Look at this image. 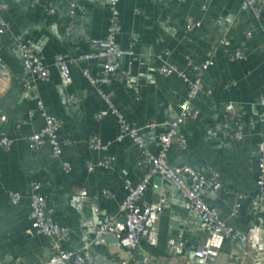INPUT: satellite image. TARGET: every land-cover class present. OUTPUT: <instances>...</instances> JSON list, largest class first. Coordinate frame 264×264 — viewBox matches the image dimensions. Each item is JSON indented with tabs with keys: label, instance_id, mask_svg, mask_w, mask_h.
I'll return each mask as SVG.
<instances>
[{
	"label": "crops",
	"instance_id": "obj_1",
	"mask_svg": "<svg viewBox=\"0 0 264 264\" xmlns=\"http://www.w3.org/2000/svg\"><path fill=\"white\" fill-rule=\"evenodd\" d=\"M72 1L69 7L64 0H0V18L5 22L0 31V112L6 116L0 121V132L11 139L7 148L0 147V264H30L43 260L52 250L51 238L27 231L31 182H39L52 219L68 228V238L58 241L68 247L86 239L103 214H115L118 220V205L125 193L120 168L127 169L131 184L141 174L135 165V144L128 137L112 140L116 116L108 110L94 116L108 106L80 71L86 65L92 75L101 74L102 48L90 46L89 40L104 36L107 4L105 0ZM201 1L118 0L120 28L115 44L126 47L130 34L136 39L129 54L112 57L114 72L108 82L98 85L121 116L138 128L148 149L155 151L158 135L176 116L186 91L180 76L159 74L155 66L169 62L191 77V64L211 60L191 101L197 114L179 125L185 146H170L166 161L204 175L211 170L219 173L220 187L201 197L224 223L241 230L245 240L237 248L219 237L211 244L207 261L247 264L255 254H264V207L253 196L257 142L264 135V52L259 46L264 12L255 15L250 9H241L240 0H207L204 8ZM186 17L197 22L190 31L184 29ZM68 24L71 30L65 33ZM20 44L36 51L48 68L46 79L23 69ZM234 47L242 50V58H229ZM89 50L98 55L68 64L65 75L52 63L55 54L70 57ZM20 77L27 80V88ZM70 93L77 99L67 101ZM227 102L232 108L225 111ZM40 111L61 117L57 137L68 143L62 144L57 155L47 144L37 151L27 148L26 136L43 124ZM148 122L153 125L147 126ZM233 123L241 127L238 140L231 135ZM91 133L101 141L110 140L104 150L87 145ZM105 153L114 156L110 167L86 169V160L95 163ZM63 161L68 169L62 167ZM181 176L189 180L187 172ZM161 187L166 199L155 221V244L141 239L135 247H119L104 233L90 244L92 264H112V260L141 264L143 254L157 264L200 263L193 248L206 233L198 226L196 214L182 207L179 190L168 179L153 174L139 201L154 199ZM10 190L21 194L15 204L8 200ZM235 202L239 206L232 212ZM177 230L182 231L184 243L179 253H172L167 238ZM122 232L121 227L118 233Z\"/></svg>",
	"mask_w": 264,
	"mask_h": 264
},
{
	"label": "built area",
	"instance_id": "obj_2",
	"mask_svg": "<svg viewBox=\"0 0 264 264\" xmlns=\"http://www.w3.org/2000/svg\"><path fill=\"white\" fill-rule=\"evenodd\" d=\"M36 0H32L35 2ZM69 7H72V0H64ZM207 0H202L200 7L204 8ZM108 7L107 27L103 37H92L89 44L92 47L100 46L104 56L101 64V74L92 75L86 65L80 67V71L87 79L89 84L94 87L100 97L107 103V109L94 113L95 117H100L105 112H110L116 116L117 130L113 136L114 141H120L124 137H128L136 146L138 158L135 165L141 168L139 179L131 184L126 176L127 169L120 168L122 176V187L125 191L123 198L118 205V216L122 218L123 232L116 239L119 247L132 248L144 239L149 245H154L157 239V231L155 221L161 211L162 205L166 199L165 189L161 187L154 199L141 200L140 196L147 187L153 174L168 179L180 192L182 196V207L185 210L196 214L198 218V226L206 233L204 240L194 246V252L201 257L198 264H211L207 261L209 257V249L212 244L213 236L219 235L227 238V240L236 246H240L245 240L244 233L238 228H234L221 220L213 206L206 203L201 195L209 190H216L220 187V176L216 170H211L207 175L193 170L186 165H169L166 161V151L170 146L183 148L185 146V138L179 131V125L186 119L192 118L197 114V109L192 108L191 101L200 89V79L207 67L211 64V60L206 58L198 63L191 64L192 75L186 76L184 72L179 70L174 64L162 62L155 66L156 72L167 75L175 73L180 76L186 83V91L179 103L176 116L167 122L166 129L158 135V146L155 151H150L144 143L138 128L128 123L119 113L117 108L111 103L107 94L99 87V83L109 81L111 74L114 72L112 57L122 54H129L135 42V35L130 34L126 47H119L115 44V36L120 28L118 0H105ZM239 7L241 9H250L255 15L264 12V0H240ZM52 8H49L51 11ZM70 12V10H69ZM197 22L192 18L186 17L185 30L190 31ZM5 22L0 18V31ZM71 25L68 24L64 28V32L68 33ZM249 32H246L248 34ZM259 46L264 52V35L262 36ZM20 59L23 69L26 72L34 74L38 79L44 80L48 77V68L41 61L36 51L27 45L20 44ZM98 54L94 50L82 52L76 56L63 57L61 54H55L52 63L65 75L68 70V64L77 61H86L96 57ZM231 59H240L243 52L239 47H234L228 54ZM23 88L28 87L25 78L20 77ZM67 101H74L77 97L70 93L67 95ZM260 101L263 99L260 97ZM40 101H37V108L40 110ZM232 108V104L227 102L224 110L228 111ZM43 116V124L35 131L26 136V145L29 151H37L43 145L47 144L54 154H59L63 143H68V139L63 141L57 137L58 129L61 125V117L55 114H46L40 111ZM5 114L0 112V121L5 120ZM147 126L153 125L152 122L146 123ZM217 126V124L215 123ZM231 135L234 140L241 137V127L238 123L231 125ZM11 139L0 132V147L7 148ZM87 145L94 150H104L110 140L101 141L100 138L91 133L86 138ZM258 158L256 163V176L254 199L258 204L264 207V135L257 142ZM114 161V156L105 153L95 163L86 160L85 165L88 171L92 170L95 165L110 167ZM64 169L69 168V164L62 162ZM188 173L189 180L184 181L181 174ZM8 200L11 204H15L21 197L17 190L8 192ZM29 210L28 232L41 233L52 239V250L46 258L30 264H92V254L90 252V244L95 238L106 233V229L111 227L117 220L115 214H103L98 223L92 226L89 236L81 240L77 244L68 247H62L58 241L68 238V228L55 222L51 217V207L47 204L44 195L39 190V182L30 183V192L28 196ZM239 202H235L232 212L237 211ZM259 221L263 218L258 216ZM112 231V230H111ZM110 231V232H111ZM114 235V234H113ZM184 243L182 231L177 230L175 234L167 238L168 250L172 253H179ZM244 251V250H243ZM262 253H257L247 264H263ZM112 264H118L112 260ZM141 264H157L149 260L147 255H142Z\"/></svg>",
	"mask_w": 264,
	"mask_h": 264
},
{
	"label": "water",
	"instance_id": "obj_3",
	"mask_svg": "<svg viewBox=\"0 0 264 264\" xmlns=\"http://www.w3.org/2000/svg\"><path fill=\"white\" fill-rule=\"evenodd\" d=\"M122 227V218L121 217H119L118 218V220H117V225H116V232H115V234L114 235H111L109 232L112 230L111 229V227H109V228H107L106 229V236L107 237H109V239H110V241H116V239H117V237L119 236V229ZM219 237H221V236H219V235H215V236H213V240H212V243L217 239L218 240V238ZM212 249H209V253H210V251H211Z\"/></svg>",
	"mask_w": 264,
	"mask_h": 264
}]
</instances>
